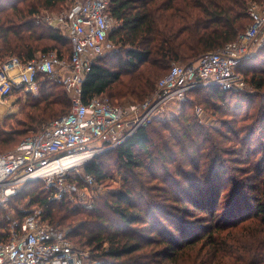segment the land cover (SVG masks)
Here are the masks:
<instances>
[{
    "label": "trees",
    "instance_id": "obj_1",
    "mask_svg": "<svg viewBox=\"0 0 264 264\" xmlns=\"http://www.w3.org/2000/svg\"><path fill=\"white\" fill-rule=\"evenodd\" d=\"M73 1L0 0V64L11 58L28 63L53 51L67 58L68 40L36 25L35 17ZM252 4L264 6V0H110L115 27L108 41L117 51L92 64L82 102L97 96L113 105L143 102L173 64L191 65L234 42L250 24ZM237 73L250 93L192 90L179 115L153 120L108 151L125 174L109 199L82 211L53 200L39 185L43 192L29 194L28 205L42 210L45 224L67 228V240L87 248L91 264H264V46L241 61ZM36 85L22 119L0 131V153L69 113L62 87L41 77ZM194 101L219 119L221 129L186 112ZM103 156L82 168L98 184L108 179ZM75 182L82 186L79 177ZM38 183L23 185L9 202ZM23 217L18 213L17 222ZM8 226L0 221V242L8 239Z\"/></svg>",
    "mask_w": 264,
    "mask_h": 264
},
{
    "label": "built area",
    "instance_id": "obj_2",
    "mask_svg": "<svg viewBox=\"0 0 264 264\" xmlns=\"http://www.w3.org/2000/svg\"><path fill=\"white\" fill-rule=\"evenodd\" d=\"M109 5L110 0H75L56 16L41 13L35 17L36 25L57 30L68 40L67 58L60 59L53 51L28 63L11 58L0 64V107L9 103L16 92L36 94L39 77L62 87L71 104L67 115L42 126L14 150L0 153V207L7 205L23 185L43 182L53 200L75 201L90 208V194L100 184L83 174L79 186L76 176L69 182L68 172L91 158L68 170L51 166L75 156L91 152L99 155L117 148L140 128L162 119L170 104L184 101L192 90H244L237 66L252 55L264 31V6L253 4L247 10L250 24L234 42L191 65L173 64L143 102L113 105L106 96H97L83 103L81 85L86 74L97 58L114 50L108 41L115 27ZM200 113L196 111V115ZM41 219L42 210L30 211L21 222L10 226L8 239L0 242V264H85L87 254L70 244L67 231Z\"/></svg>",
    "mask_w": 264,
    "mask_h": 264
},
{
    "label": "rangeland",
    "instance_id": "obj_3",
    "mask_svg": "<svg viewBox=\"0 0 264 264\" xmlns=\"http://www.w3.org/2000/svg\"><path fill=\"white\" fill-rule=\"evenodd\" d=\"M65 9H66V7H63L61 10L46 11V12L42 11L41 13L42 14L47 13L51 16H56L60 12H63ZM261 46H264V31H262L260 33V35L257 39V43H256L255 47L252 49V54H254L256 52V50L258 48H260ZM116 51H117V47H114V50H112V52L108 53V54L113 55ZM241 77L245 83V88L243 91H241V93L242 94L250 93L251 88H250L249 84L247 83V81H245V78L242 75H241ZM36 96H37V93L36 94H32V93L27 94L25 92L24 93H21V92L14 93L11 101L9 103H7L6 105H3L0 108V131L8 130L11 126L15 125L18 120L22 119V112H23V109L26 105L27 100L29 98H34ZM180 103L181 102L176 103V104L175 103L170 104L162 119L163 120H165V119L169 120L172 117L179 115V112L181 111ZM195 103H196V101L191 103L188 106L189 108L187 109L186 112L189 111V114L190 115L192 114L193 116H195L196 120L200 124H202L203 126H206L209 128H215L218 130L221 129L219 119L216 116H212L208 109H204L203 105L198 106ZM195 105H197V106H195ZM197 110H201L200 115H196ZM221 119H228V118L222 117ZM1 151H4V150H1ZM6 152H9V151H6ZM101 155H105V156L101 157V160H102V162L104 161L103 163H105V165L107 166L106 174L108 176V179H106L103 183L100 184V188L98 190L93 191V194H90V197H89L90 199H88V201H90V203H91L90 206L92 208L94 206H96L97 203L109 199L111 194H113L114 192H118L119 190H121L123 179L125 178L124 171L119 168V165L115 161L114 156L112 154H109V153L107 154V152H105V153L99 154L97 156H101ZM97 156H95V157H97ZM95 157H92L91 159L86 161V163L91 162V160H93ZM86 163H84V164H86ZM83 165H81L80 167H78L74 171L68 172L69 177L70 178L75 177V176L77 177L78 174H80L79 175V178H80V176L84 174L83 170H82ZM39 185H41L45 188L44 189L45 192H48L46 190V187L44 186L45 184L43 182L35 184V185H29L27 187L28 189H26V191H23L18 196L17 200H14L13 202H9L10 204L8 203V205L0 207L1 208L0 211L2 213V214L0 213V221L7 222L9 224L8 231L10 230V226L18 221L16 219V215L18 213L27 214V212H30V211L32 212V211L40 209L38 206L28 205L29 199H30V196H28L29 194L36 195V194H39L40 192H43L42 187L39 188ZM42 195H43V193L41 194V196ZM47 195L50 198L52 197V196H50V194H47ZM22 197H25V198H22ZM69 206L71 208L80 207V209H82V211L91 210L90 209L91 207L86 208L87 205L86 206L79 205L75 201L70 202ZM97 207H98L97 209H101L104 212V215L106 216V218H112L113 220H115L114 215L109 210H107L103 206V204H99ZM85 215H87V214H85ZM78 217L83 218L82 215H78ZM62 230L67 231V228H64ZM79 248L81 249L82 252H85L88 256L87 260L85 261V264H91L90 260H89V250L83 246H80Z\"/></svg>",
    "mask_w": 264,
    "mask_h": 264
},
{
    "label": "bare ground",
    "instance_id": "obj_4",
    "mask_svg": "<svg viewBox=\"0 0 264 264\" xmlns=\"http://www.w3.org/2000/svg\"><path fill=\"white\" fill-rule=\"evenodd\" d=\"M97 155H98V153L91 152V153H88L86 155L75 156V157L69 158L67 160H63L61 163L55 164V165L51 166L50 168L54 167L59 171L68 170L72 167H75L76 165H79L80 163L87 160L88 158H92V157H95Z\"/></svg>",
    "mask_w": 264,
    "mask_h": 264
},
{
    "label": "crops",
    "instance_id": "obj_5",
    "mask_svg": "<svg viewBox=\"0 0 264 264\" xmlns=\"http://www.w3.org/2000/svg\"><path fill=\"white\" fill-rule=\"evenodd\" d=\"M1 107H2V106H1ZM1 107H0V108H1Z\"/></svg>",
    "mask_w": 264,
    "mask_h": 264
}]
</instances>
